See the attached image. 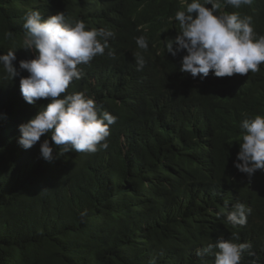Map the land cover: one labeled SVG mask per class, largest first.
<instances>
[{
  "label": "trees",
  "instance_id": "obj_1",
  "mask_svg": "<svg viewBox=\"0 0 264 264\" xmlns=\"http://www.w3.org/2000/svg\"><path fill=\"white\" fill-rule=\"evenodd\" d=\"M30 10L45 19L64 12L86 30L114 33L103 56L78 65L85 75L67 89L118 118L106 150L69 151L48 162L44 139L61 151L50 133L28 150L18 143L19 125L50 102L28 104L20 91L29 73L19 62L37 55L22 48ZM177 10L181 0H0V54L16 51L20 72L11 79L0 65V264H214V255L197 250L219 238L240 243L263 222L258 177L250 180L234 162L241 123L264 116V63L257 73L196 88L180 71L185 51L173 57L166 49ZM221 11L251 16L264 36V0ZM142 35L146 52L135 40ZM136 53L145 59L142 71ZM237 202L252 212L245 226L233 227L226 214ZM263 248L264 237L254 249ZM261 260L264 250L243 253L241 264Z\"/></svg>",
  "mask_w": 264,
  "mask_h": 264
},
{
  "label": "clouds",
  "instance_id": "obj_2",
  "mask_svg": "<svg viewBox=\"0 0 264 264\" xmlns=\"http://www.w3.org/2000/svg\"><path fill=\"white\" fill-rule=\"evenodd\" d=\"M253 3L254 0H181L183 10H177L174 16L177 21L175 38L167 43L166 49L173 57L185 51L180 71L191 74L196 88L234 74L244 76L260 71L264 63V36L255 32L252 17L221 11L225 6L239 9ZM23 28L26 32L22 48L35 50L37 55L19 62V70L29 73L20 79L21 95L28 104H36L40 99L50 102L27 123L19 125L18 143L28 150L50 133L51 141L60 146L61 151L54 154L49 139H44L40 143V153L48 162L69 151L91 154L106 150L110 126L118 118L102 111L94 98L84 92L68 93L67 89L74 80L79 81L85 75L78 65L89 64L95 57L103 56L109 47L108 39L114 33L103 27L86 30L84 21L71 19L64 12L45 19L38 10L26 13ZM135 40L139 49L148 50L145 36ZM15 53L9 50L0 54V65L11 79L20 75L14 65ZM109 55L114 56V53ZM135 60L136 70L142 71L143 55L136 53ZM240 127L242 142L234 166L249 177L253 175L250 180L258 177L253 186L262 194L264 116L245 119ZM251 212L250 207L237 202L227 212L226 221L233 227L245 226ZM85 216L86 212L80 213L82 222ZM263 237L264 220L244 239L238 237L240 243L219 238L214 244L208 243L198 249L197 255L202 258L214 255V264H241L243 253L253 255L264 250L254 249Z\"/></svg>",
  "mask_w": 264,
  "mask_h": 264
}]
</instances>
